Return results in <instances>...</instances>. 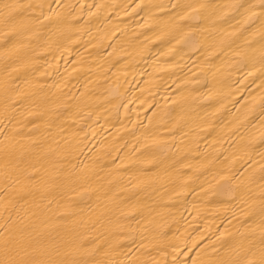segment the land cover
<instances>
[{
  "label": "bare ground",
  "instance_id": "6f19581e",
  "mask_svg": "<svg viewBox=\"0 0 264 264\" xmlns=\"http://www.w3.org/2000/svg\"><path fill=\"white\" fill-rule=\"evenodd\" d=\"M0 264H264V0H0Z\"/></svg>",
  "mask_w": 264,
  "mask_h": 264
}]
</instances>
